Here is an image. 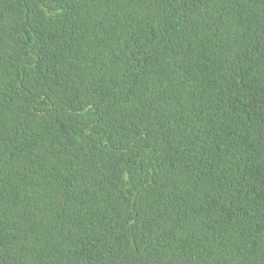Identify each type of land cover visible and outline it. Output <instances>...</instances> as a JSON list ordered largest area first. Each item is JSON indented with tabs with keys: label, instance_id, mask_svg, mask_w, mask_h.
I'll list each match as a JSON object with an SVG mask.
<instances>
[{
	"label": "trees",
	"instance_id": "obj_1",
	"mask_svg": "<svg viewBox=\"0 0 264 264\" xmlns=\"http://www.w3.org/2000/svg\"><path fill=\"white\" fill-rule=\"evenodd\" d=\"M0 264H264V0H0Z\"/></svg>",
	"mask_w": 264,
	"mask_h": 264
}]
</instances>
